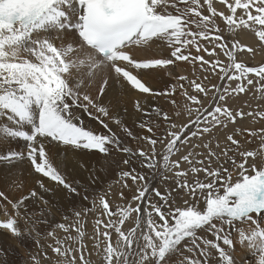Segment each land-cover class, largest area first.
Listing matches in <instances>:
<instances>
[{
  "label": "snow or ice",
  "instance_id": "6c2138e0",
  "mask_svg": "<svg viewBox=\"0 0 264 264\" xmlns=\"http://www.w3.org/2000/svg\"><path fill=\"white\" fill-rule=\"evenodd\" d=\"M216 3L226 11L218 10ZM215 18L222 19L229 33L251 30L264 48V0H0V138L20 142L18 148L0 151V235L18 241L27 237L39 244L32 233L38 237L37 224L49 222L44 210L29 212V202L49 204L42 193L53 189L45 179L65 190L69 198L80 196L81 189L87 192L79 181H68L64 167L68 153H90L99 164L89 173L91 184L100 180L98 172L115 163L123 188L129 187L128 180L139 186L130 200L119 192L125 203L115 209L108 198L110 191H95L90 208L73 209L76 220L72 225L55 223L47 232L55 241L48 245L55 253V264H236L233 230L238 243L252 254L254 264H264V134L248 132L250 137L259 135L260 144L254 150L244 149L235 138L244 135L245 130L239 127L225 133L224 147L213 135L214 129L234 125L237 117L264 120V112L245 114L220 103H226V94L246 93L249 86L264 96V65L248 66L239 61L238 54L246 50L254 56L256 48L239 39H225ZM202 51L212 59L200 55ZM221 54L227 57L226 63L219 59ZM177 61L194 66L199 62L202 71L214 73L223 83L209 88L197 80L188 81V87L209 99L207 106L181 83L187 100L201 107L193 109L185 103L183 110L190 119L180 125L153 108L166 124V135L157 138L136 137L122 127L128 137L152 146L150 151L133 150L105 122L108 118L121 125L100 98L110 82L145 98L173 96L177 85L155 90L145 80L161 78L160 71L171 76L169 66ZM175 79L187 81L184 75ZM94 86L98 92L95 99L91 94ZM210 91L213 95L209 98ZM172 103L180 116V105L175 100ZM134 107L151 115L140 99L134 101ZM82 114L107 132L86 128ZM138 127L153 132L147 121ZM205 135L209 137L206 142ZM193 138L199 142L193 144ZM158 142L164 146L163 168L173 173L175 183L163 193L150 189L149 178L133 167L139 163L154 178ZM183 146L189 148L187 154L172 160ZM114 153L126 158L116 160ZM182 163L188 167L182 169ZM25 167L39 192L36 188L25 191ZM83 199L90 198L84 195ZM90 211L106 217L95 220L91 248L85 242L83 220ZM130 218L134 227L124 229ZM244 224L249 227L238 226ZM56 229L64 233L74 229L77 235L61 240ZM93 253L95 260L90 259ZM7 255L0 248L4 264H8ZM173 257L180 259L177 262ZM32 259L40 264L37 256Z\"/></svg>",
  "mask_w": 264,
  "mask_h": 264
},
{
  "label": "rangeland",
  "instance_id": "374dc122",
  "mask_svg": "<svg viewBox=\"0 0 264 264\" xmlns=\"http://www.w3.org/2000/svg\"><path fill=\"white\" fill-rule=\"evenodd\" d=\"M240 10H238L239 12ZM216 20V25L223 30V35L224 38L231 41L234 38L235 39H239V41L245 45H249L252 46L254 48H256V54L253 56L252 53H249L245 50V52L238 54V59L241 62H246L248 66H258L260 63V58H257V55L260 57V53L264 52V49H262V47L260 48L259 45V41H257L258 39L255 37V34L248 29H237L234 33H229L227 26L223 23L221 18H215ZM257 39V40H256ZM261 49V50H260ZM193 54H195V49L192 50ZM260 51V52H258ZM167 51H165V55H167ZM200 55L204 56L206 59H212L211 57H208L207 54L205 52H201ZM219 59L222 62H227V57L224 56L223 54L220 55ZM259 60V61H258ZM178 63H180L181 61H177ZM185 63V64H184ZM258 63V64H257ZM180 65H183L182 69L184 71V76L187 77V81H183L182 83L185 84L186 86V90L189 92V94H193L194 95H198V98L203 100V105L207 106L209 104V99H206L204 97V95L202 93L197 94L194 92V90L191 87H188V81L191 80H197V82H200L204 85H207L209 88H211L212 84H216V85H220L223 82L220 81L218 79V77L211 72H204L200 69L199 67V62H197V64L194 66L192 64H190L189 62H185L182 61L180 63ZM186 71V74H185ZM218 71V69H217ZM164 71H160L158 73L159 77H163L162 79L165 80L164 84V88H163V82L164 80H162L161 78H156V77H148L147 80L149 82V84L146 82V84L148 85H152L151 87L155 90H157L159 88V86L161 87L160 89H165L166 86L170 87L171 85H174L173 83H175V85H177L176 83L180 82L179 80H177L178 82H176L175 80L173 81H169L168 78H165L163 75ZM181 75V74H180ZM207 76L209 77V79H204V77ZM160 79L162 81H160ZM168 79V80H167ZM209 80L211 81V83H209ZM255 82V81H254ZM171 83V84H169ZM169 84V85H168ZM250 90L246 93H240L239 95L233 93L231 96H228L226 94V103L225 102H220L222 104H225V106L229 107L230 109H234L236 111H242L245 114H247L248 112H253V113H259V112H264V96H262L261 93L256 92L255 88H252L251 86ZM159 90V89H158ZM184 91L185 89H181L179 86H177V91L173 96H160L159 99L157 100V102H155L154 104H152V108L149 110H152L153 108L159 109L162 112H165L169 115V117H171V119L177 124L180 125L182 123H186L190 117L188 116L187 112H185L183 110V105L185 103H187L190 107H192L193 109L197 108V107H201L200 105H193L191 103V101H188L187 98L184 96ZM132 95L136 94V91L134 93H130ZM213 95V92L210 91L209 92V98ZM175 100L177 102L178 105H180V111H181V115L177 116L176 112H177V105L173 104L172 101ZM134 101L133 99H127L125 97H119L116 96L114 98H112L110 100V103L112 104V106L114 107V112L115 114H118L120 116L119 120L121 121V125L118 126L119 128L122 127H128L129 130L132 131V133L134 134V136H138V137H152V138H157L163 135H166V131L163 132V129H166V125L162 126L160 129L159 133H155L154 129L153 132H148L145 129H141L143 130L141 132L140 127H138V124L140 122H145L147 121V117L145 118V115L143 116V112L137 111L134 107ZM143 105V102H141ZM208 103V104H207ZM111 113V115L113 116V114ZM142 114V115H141ZM142 117V120L140 119L139 121H137L138 117ZM140 117V118H141ZM195 117V112L193 113L192 118ZM144 118V119H143ZM84 124H87L88 121L90 122H97L95 120H91L89 119V117L83 116L82 117ZM131 119V120H130ZM146 119V120H145ZM108 121H110L109 123L112 124V122H114L112 120H108L107 118H105V122L108 123ZM135 125L137 126V128L135 127ZM239 127L241 129H244V135H236L235 138L237 140L240 141L241 145L243 146L244 149H255L259 144H260V138L259 135L257 137H250L248 136V132L249 131H256L257 133L260 134H264L261 133V130L264 129V120H261L259 116H243V117H237L236 119V123L233 124H229V127L225 130H221V129H214L213 130V135L215 137H217L219 139L220 145L221 147H224L225 145V133L231 134L233 132V130ZM139 128V129H138ZM153 128V127H152ZM122 131H120L117 135L121 138V140H123V134L121 133ZM131 138V137H130ZM132 139V138H131ZM209 139V137L207 135L204 136V140L205 142ZM199 141L196 140L195 138H193L192 143H198ZM216 140H213V145H215ZM131 144H133V147H135V149H143L145 151H150L152 146L147 144L146 141L144 140H131ZM135 144V145H134ZM156 147V151H157V155H156V159L158 162L157 165V169L154 172V178H153V173L149 171H146V176L149 178L150 183H149V188H158L162 193L165 192L166 189L169 188H173L175 187V183L173 180V173L172 172H168L163 168V161H162V155L164 152V146L161 143H157ZM134 149V148H133ZM134 149V150H135ZM189 151V148L186 146L181 147V151L179 153H177L175 156H173L171 159L175 160L177 159L179 156L187 154V152ZM197 152H201L203 151L202 149H196ZM217 151H219V149H217ZM117 153H114L113 155H116ZM125 155V154H124ZM118 156V154H117ZM251 162V158L250 161ZM121 167L124 170H128L127 166L121 165ZM133 167H135L137 169V171H142L144 170V168H141V166L137 163L134 164ZM182 169H186L188 167L187 164H183L181 165ZM115 175L113 178L107 180L108 184L105 187H102L101 189H99L98 191L103 192V191H110L111 195L108 197L111 200V207L113 209H115L117 204H123L125 203V201H121L119 198V192L123 191L124 192V196L126 194V198H128L130 200L132 194L135 192L136 187H138L139 185L133 186L132 185V181L128 180V185L129 187L127 188H123L122 187V183L123 181H120V177L118 175V172L120 171V168L116 167L115 169L112 170ZM113 173V174H114ZM148 174V175H147ZM167 176L168 179H164L163 177ZM201 178L203 176V174H200ZM194 177L190 174L188 176L189 180H192ZM120 181V182H117ZM81 185H83L82 182H80ZM96 191V189L94 190H89V192H87L86 194H82L80 196H78V198H80L82 201L78 202L81 206H83V203L86 201H89L92 198L93 193ZM82 192V189H81ZM84 195H88L89 196V200H84L83 196ZM76 197V196H73ZM77 198V197H76ZM116 199H119L118 201ZM153 199H156L153 195ZM121 201V202H120ZM72 204H71V211L67 212V219H63L57 223H62V221H64L63 223L68 224V225H72L75 220H76V216L74 215L73 209H75L76 211L80 210V206L79 207H75L72 208ZM91 204L89 207H84V208H90ZM78 208V209H77ZM97 212H88L86 215L83 216V220H84V230H85V242L88 245L89 248H91V233H93V231L90 229L91 223L95 222V220L97 218H103L106 219V217H101L100 213H98V215L96 216ZM65 215V216H66ZM64 218V217H63ZM92 219V220H91ZM115 219V218H114ZM54 225V224H53ZM54 227V226H53ZM124 229H129L134 227V221L131 220V218L129 219V221H125V224L122 226ZM52 230V228H50L48 231ZM44 232L42 235H40V240L39 244H37V242H32L33 244H31V250L29 251V258L28 259H20L18 260L17 255L12 254V251L10 252V250L7 251L8 255H7V260L10 261V263L8 264H34V261L32 259L33 256H37V258L40 260V264H55V253H53L51 251V249L48 247V245L50 244H54L55 241L51 238L47 236V232ZM200 235H208L204 232H200ZM67 235H72L75 236L77 235V233L73 230L70 231V233H64L62 230L60 229H56V237L58 239L63 240L65 238V236ZM90 235V236H89ZM232 235H234L232 233ZM89 236V237H88ZM208 238H212V237H208ZM90 242V243H89ZM71 243V242H69ZM75 246V245H74ZM49 248V249H48ZM48 249V251H47ZM45 252H46V257L45 258ZM48 252V253H47ZM184 255H190L189 253H185ZM95 254L93 253V255L90 257V259L95 260ZM202 258V257H201ZM179 257H173L174 261L179 260ZM46 260V261H45ZM12 262V263H11ZM249 264H254V260L250 261Z\"/></svg>",
  "mask_w": 264,
  "mask_h": 264
},
{
  "label": "bare ground",
  "instance_id": "6f19581e",
  "mask_svg": "<svg viewBox=\"0 0 264 264\" xmlns=\"http://www.w3.org/2000/svg\"><path fill=\"white\" fill-rule=\"evenodd\" d=\"M216 7L220 11H226V7L220 5L219 3H216ZM262 49H264V48H262ZM258 52H260V51H258ZM257 58H260V63H259L258 66L264 65V52L260 53V57L257 55ZM180 63L176 62L174 65H170L169 66V68L172 70V75L171 76L166 71L163 72L164 77L168 78L170 82L175 80V77L180 76V74L184 75V71L183 70L180 71V69L183 68L182 67L183 65H180ZM185 74H186V71H185ZM161 79H160V81L164 80V79H162V80ZM145 81L149 84L147 78H146ZM175 81L178 82L177 80H175ZM171 83H169V84H171ZM181 83L182 82L180 81V82H178L176 84H177V86H179ZM164 84H166L165 80H164L163 85H162L163 88H164ZM173 84L175 85V83H173ZM160 88L161 87L159 86L158 89L162 90ZM134 92H135V90H131V89H127V88H121V87L113 84L112 82H110L109 88L106 91L105 95L100 98V102H102L106 106H109L110 114H111L112 112H114V107L110 103V100L112 98H114L116 96H119V97H125L127 99L130 98V99H133V100L140 99V101L143 102L144 109L151 113V115L148 116L147 118L145 116V118L147 119V122H149L150 126L153 127L155 133H159L161 127L165 126L166 124H165L164 120L161 117H158L155 112H152V110H149V109L152 108V104L157 102V100L159 99L160 96H158V97L147 96L145 98V96L143 94H138L137 92H136L135 95L130 94V93H134ZM91 94H92L94 99L97 97L98 92H97L95 86L92 88ZM112 114H113L114 118H120V116L118 114H115V113H112ZM83 116H86V115L82 114V117ZM143 116H144V114H143ZM140 117L137 118V121H139L140 119L142 120V117L141 118ZM109 122L110 121H108L109 128H111L114 133L118 134L120 131H122V128L118 129V125H116L114 122H112V120H111L112 124L109 123ZM84 126L86 128H90V129H92V130H94V131H96L98 133L107 132V130L104 129L102 127V125H100L98 122H90V121H88L87 124H84ZM135 127L137 128L136 125H135ZM141 129L142 128H140V130ZM142 131L143 130H141V132ZM164 131H165V129H163V132ZM121 133L125 134L123 131ZM122 138H123L122 141H123V143L125 145L131 147L132 149L133 148L135 149V147H133V144H131V140L132 139L130 137H128L127 135H123ZM19 146H20V142L19 141L7 140V139L0 138V151L7 150L9 148H18ZM117 154H118V156H117ZM117 154L113 155L116 160L122 161L123 159L126 158V155H124L123 153H117ZM68 155H69V160H68L66 166L64 167V173H65L68 181L69 182H73V183H75L76 181L82 182L83 186H86L88 188L87 192H89L90 189L91 190L96 189V191H98L102 187H105L108 184L107 180L113 178L114 175H115V173L112 170L115 169L117 167V165L115 163H113L110 167H108L106 169V171L98 172L97 175H99L100 180H98L95 184H91L89 182V173L92 170L93 165H95L96 167H99V164L97 163L96 158L93 157L90 153H77L75 155H73L71 153H68ZM61 159H63V157H61ZM81 164H83L84 166L81 167L80 166ZM146 171H149V170L144 168L143 172L146 173ZM29 172H30V170L27 167H25L23 169V180L25 182V191H27L28 189H31V188H36V190L39 192L40 190L35 185L33 177L29 174ZM45 183L50 188L53 189V191L51 193H42L44 199L47 200L49 202V204L45 205L43 202H41L39 200L35 201L34 203L30 201L29 202V209H28L29 212H36L37 214H39L41 210H44V216H45V218L47 219V221L49 223H38L37 224L36 227L39 229L40 235H42L44 232L46 233V231H48L50 228H52L55 225V223L63 220L64 219L63 217H65L66 213L71 211V204L73 206L72 208L80 206L79 207L80 209L84 208L85 206L89 207L90 204H91V203H89V201H86V202L83 203V206H81L78 202H81L82 200L80 198H78V196H76L77 198L76 197L69 198L67 196L66 191L63 190L61 187L56 186L54 184V182H51V181H48L47 179H45ZM87 192H84L82 190L81 193L82 194H86ZM16 195L19 196L20 193L17 192ZM125 197H126V194H125ZM116 200L118 201L119 199H116ZM49 212L51 214H49ZM98 213L99 212L97 211V213L95 215L97 216ZM66 217H67V215H66ZM2 218L3 217H0V219H2ZM35 218L39 219V215H37ZM63 222L64 221H62V223ZM20 226L22 228L25 227V224H24L23 220L20 221ZM238 226L239 227H244L246 229L249 227V225H247V224L238 225ZM94 227H95V222H92L91 226H90V229L93 231ZM232 233L234 234L233 235V240H234V244H235V249L232 252V255H233V258H234L236 264H249L250 261L254 260L252 254L247 249L246 245L245 246H241L238 243V234L234 230H233ZM40 235L37 237L35 232L32 233V236L36 237L39 241H41L40 240ZM34 241L36 242V240L29 239L27 237H25V239L23 241H18L16 239L8 236L7 234H3V235H0V248H3L6 252L8 250H10V252L12 251V254L17 255L18 260H20V259H24L25 260V259L29 258L28 254H29V251L31 250V244H33L32 242H34ZM48 249H47V251H48ZM201 259H203V258H201ZM8 263H10V261H8ZM0 264H4V261H3L2 258H0Z\"/></svg>",
  "mask_w": 264,
  "mask_h": 264
}]
</instances>
